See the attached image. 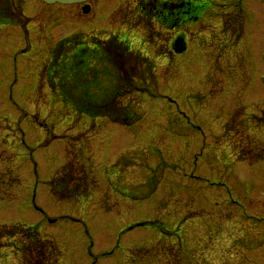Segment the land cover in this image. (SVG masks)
<instances>
[{"label":"rangeland","instance_id":"rangeland-1","mask_svg":"<svg viewBox=\"0 0 264 264\" xmlns=\"http://www.w3.org/2000/svg\"><path fill=\"white\" fill-rule=\"evenodd\" d=\"M189 1L196 19L145 35L133 0H0V23L10 3L22 24L0 25V225H36L58 264H264V0ZM178 30L186 47L169 55ZM77 33L154 61L157 95L121 98L140 119L78 114L47 84L51 50L67 46L62 60ZM69 156L95 186L58 200L48 180ZM0 241V264H19L22 237Z\"/></svg>","mask_w":264,"mask_h":264},{"label":"trees","instance_id":"trees-1","mask_svg":"<svg viewBox=\"0 0 264 264\" xmlns=\"http://www.w3.org/2000/svg\"><path fill=\"white\" fill-rule=\"evenodd\" d=\"M9 7L12 9L10 4ZM200 7L191 6L189 0H136L135 3L136 12L147 21L145 24V19H142L146 32L150 31L151 20L168 30L179 27L185 21L196 19ZM8 11L3 13L2 19H9L6 16ZM237 17L239 27L236 34L239 36L243 23L241 8H238ZM12 22L20 23L16 19ZM223 27L229 28L225 18ZM67 43L80 46L72 47L70 54L62 60L57 59L64 56L67 46L64 50L62 43L54 47L49 63L57 67L50 68L51 74L42 72V77L57 91L62 101L78 114L105 116L123 125L137 121L140 113L136 108V99L123 103L121 98L134 91L157 95L153 60L139 51L131 50L117 35L101 39L92 34L77 33ZM67 160L60 171L48 180L49 190L58 200L86 196L94 186L84 163L79 159L74 161L70 156ZM16 235L22 237L21 243L15 246L22 256L19 264H58L59 252L54 241L41 235L36 225H0V240Z\"/></svg>","mask_w":264,"mask_h":264},{"label":"water","instance_id":"water-1","mask_svg":"<svg viewBox=\"0 0 264 264\" xmlns=\"http://www.w3.org/2000/svg\"><path fill=\"white\" fill-rule=\"evenodd\" d=\"M45 1L52 2V1H55V0H45ZM58 1H60V2H73V1H80V0H58ZM181 45H182V39L178 38L175 41V46H176V48H180Z\"/></svg>","mask_w":264,"mask_h":264},{"label":"flooded vegetation","instance_id":"flooded-vegetation-1","mask_svg":"<svg viewBox=\"0 0 264 264\" xmlns=\"http://www.w3.org/2000/svg\"><path fill=\"white\" fill-rule=\"evenodd\" d=\"M236 125L238 126V124H236ZM233 126H235V124Z\"/></svg>","mask_w":264,"mask_h":264},{"label":"bare ground","instance_id":"bare-ground-1","mask_svg":"<svg viewBox=\"0 0 264 264\" xmlns=\"http://www.w3.org/2000/svg\"><path fill=\"white\" fill-rule=\"evenodd\" d=\"M52 4H55V3H52Z\"/></svg>","mask_w":264,"mask_h":264}]
</instances>
